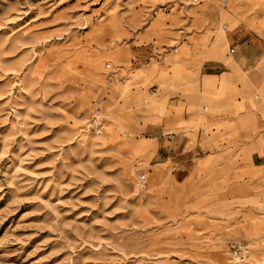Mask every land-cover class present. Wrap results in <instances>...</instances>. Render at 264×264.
Returning <instances> with one entry per match:
<instances>
[{
  "label": "rangeland",
  "instance_id": "1",
  "mask_svg": "<svg viewBox=\"0 0 264 264\" xmlns=\"http://www.w3.org/2000/svg\"><path fill=\"white\" fill-rule=\"evenodd\" d=\"M172 1L0 0V264H264V154L256 174L237 177L229 147L230 164L203 171L176 149L183 130L149 120L165 109L159 84L128 97L136 67L179 48L142 39ZM96 107L102 132L88 128ZM250 113L247 140L264 150V110L255 131ZM233 237L251 243L245 259Z\"/></svg>",
  "mask_w": 264,
  "mask_h": 264
},
{
  "label": "crops",
  "instance_id": "2",
  "mask_svg": "<svg viewBox=\"0 0 264 264\" xmlns=\"http://www.w3.org/2000/svg\"><path fill=\"white\" fill-rule=\"evenodd\" d=\"M184 1L170 2L168 12L159 15L151 29L142 33L143 40L154 37L160 44H177L179 48L165 52L162 61L152 59L136 67L133 71L141 75L132 79L128 97L135 96L138 89H142L140 95L144 97L143 90L147 91L149 84H159L162 90L158 97L162 100L158 102H164L165 109L157 111L162 103L150 106L148 117L153 122L162 119L167 130H183L176 149L193 151L202 159L201 169L213 171L226 159L227 164L232 162L227 148H233L241 157L235 175L256 174L260 169L252 166L253 152L262 155L264 150L260 149V141L247 140L255 132L250 134L240 117L252 112L248 117L255 131L256 113L264 110V0H230L239 9L236 15L230 14L231 20L222 11L230 3L224 6L221 0L222 9L218 11L216 0H193L196 5L190 6ZM191 13L195 16L188 21ZM223 19L230 25H220ZM186 24L196 32L188 34L183 29ZM233 46L235 52L231 51ZM123 54V60H127L124 48ZM257 61L259 71L254 69ZM256 91L262 97L257 93L254 96ZM233 127L237 131L231 133ZM219 145L225 148L199 156L203 150H220ZM182 163L181 167H188L189 162Z\"/></svg>",
  "mask_w": 264,
  "mask_h": 264
},
{
  "label": "built area",
  "instance_id": "3",
  "mask_svg": "<svg viewBox=\"0 0 264 264\" xmlns=\"http://www.w3.org/2000/svg\"><path fill=\"white\" fill-rule=\"evenodd\" d=\"M198 1V0H195ZM222 3L224 6L228 5L230 3V0H222ZM176 50H178L176 48ZM232 52L236 51V48L233 46L231 48ZM108 66L111 67V63H108ZM155 94L156 91H153ZM107 125V117L102 112L100 107H96L94 110V113L92 117L89 120L88 128L94 132H101L105 129ZM139 181L142 187H145L147 185V175L145 173L139 174ZM228 244L231 248L232 254L238 258L245 259V257L250 253L251 251V243L246 239H241L237 237H233L228 239Z\"/></svg>",
  "mask_w": 264,
  "mask_h": 264
},
{
  "label": "bare ground",
  "instance_id": "4",
  "mask_svg": "<svg viewBox=\"0 0 264 264\" xmlns=\"http://www.w3.org/2000/svg\"><path fill=\"white\" fill-rule=\"evenodd\" d=\"M229 10V9H228ZM227 11V10H226ZM263 31V30H262ZM221 32V31H220ZM118 47V46H117ZM115 48V47H114ZM111 49V48H110ZM112 52V51H111ZM118 53V52H117ZM116 56V55H115ZM117 58V57H116ZM115 58H113V60H114ZM118 60V59H117ZM116 61V60H115ZM89 69V68H88ZM136 77V76H135ZM139 77V76H138ZM123 84H125V83H123ZM136 94V93H135ZM140 95V94H139ZM147 95V94H146ZM145 100V99H144ZM143 100V101H144ZM109 102V101H108ZM147 102V101H146ZM134 103V102H133ZM140 103H141V101H140ZM109 104H111V103H109ZM125 104H127V103H125ZM146 105V104H145ZM128 106V105H127ZM135 106V105H134ZM141 110V109H140ZM117 112V111H116ZM117 120V119H116ZM111 128V127H110ZM111 130V129H110ZM138 142V141H137ZM143 143V142H142ZM136 145V144H135ZM140 145H142L143 147H145V145H144V143L143 144H140ZM141 146V147H142ZM138 147V146H137ZM133 173V172H132Z\"/></svg>",
  "mask_w": 264,
  "mask_h": 264
}]
</instances>
